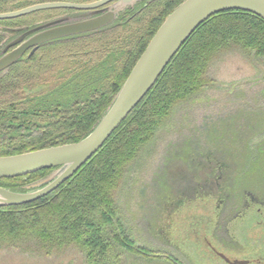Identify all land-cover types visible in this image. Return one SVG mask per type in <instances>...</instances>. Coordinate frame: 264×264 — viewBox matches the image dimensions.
Segmentation results:
<instances>
[{"label": "trees", "instance_id": "1", "mask_svg": "<svg viewBox=\"0 0 264 264\" xmlns=\"http://www.w3.org/2000/svg\"><path fill=\"white\" fill-rule=\"evenodd\" d=\"M48 1L0 0V14ZM30 18L0 21V26L25 25ZM161 24L148 39L138 36V41L133 26H128L90 39L43 45L33 56H24L0 74V157L85 139ZM5 38L0 32V43ZM231 48L264 63V20L244 11H229L199 26L148 96L69 181L31 204L0 208V247L32 244L40 254L52 256L75 246L84 253L86 264H121L124 254L153 263L177 264L168 251L137 246L122 220L117 191L131 163L151 144L175 108L208 85L212 61ZM254 117L247 137L232 142L239 143L240 149L229 144L206 154L210 165L207 177H201L203 167L192 175L198 186L199 178L207 184L214 181L221 198L228 190H235L241 200L250 197L255 204L264 205V144H253L264 135V114ZM227 166L230 175L225 171ZM53 171L1 179L0 186L23 191ZM229 195L228 199L236 197L233 192ZM171 198L169 207L174 205L172 194ZM155 236L164 241L165 233Z\"/></svg>", "mask_w": 264, "mask_h": 264}, {"label": "rangeland", "instance_id": "2", "mask_svg": "<svg viewBox=\"0 0 264 264\" xmlns=\"http://www.w3.org/2000/svg\"><path fill=\"white\" fill-rule=\"evenodd\" d=\"M207 78L208 85L175 108L129 166L117 191L122 220L137 246L168 251L181 264H225L209 244L233 261L264 264V205L250 197L241 200L235 190L221 198L214 181L199 178L198 186L192 179L200 167L201 177H207L210 151L229 144L240 149L232 142L246 138L254 115L264 114V63L231 48L212 61ZM261 143L264 135L253 141ZM232 192L236 197L228 199ZM171 194L174 205L169 207ZM243 210L245 218L236 220ZM162 231L164 241L155 236ZM120 258L121 264H166L125 254ZM0 264H86V259L75 246L45 256L24 244L0 247Z\"/></svg>", "mask_w": 264, "mask_h": 264}, {"label": "water", "instance_id": "3", "mask_svg": "<svg viewBox=\"0 0 264 264\" xmlns=\"http://www.w3.org/2000/svg\"><path fill=\"white\" fill-rule=\"evenodd\" d=\"M122 1L131 3V0ZM63 8H77V6H63L59 3L39 4L0 14V21L15 20L37 12ZM229 11H244L264 20V0H185L158 28L112 104L85 139L75 144L0 157V180L20 178L43 170H54L45 178L24 187L23 191H12L0 186V208L31 204L52 194L69 181L97 154L139 103L148 96L166 67L195 30L211 17ZM112 19L113 16L110 17V20ZM92 23V25L60 27L39 33L11 52L8 50L21 39L8 45L0 58V74L7 72L31 48L33 50L29 57L33 56L41 45L103 27L108 21L98 20ZM220 255L230 262L223 254ZM232 264H248V262L239 260Z\"/></svg>", "mask_w": 264, "mask_h": 264}, {"label": "flooded vegetation", "instance_id": "4", "mask_svg": "<svg viewBox=\"0 0 264 264\" xmlns=\"http://www.w3.org/2000/svg\"><path fill=\"white\" fill-rule=\"evenodd\" d=\"M184 1L185 0H131V3H124L122 0H49L48 2L42 4L59 3L63 6H77V8H63L37 12L28 15L31 16V18L25 25L16 27L0 26V32L6 35L4 42L0 43V58L3 56V51L8 45L17 42L20 39L21 41H18V43L11 47L8 52L13 51L21 44L30 41L39 33L72 25H92V22H96L98 20L108 21V23L103 27L91 29L77 35L57 39L44 45L53 44L56 42L63 43L76 39H90L100 34L106 35L116 31H121L128 26H133L134 38L136 41H138V36H141L142 38L147 37L148 39L151 36L153 30L159 24H161V22L164 23L169 15ZM35 5L39 4H32L29 6ZM12 6H15V4ZM111 16H113L112 20H110ZM25 35L26 37L23 38ZM40 47L37 50H39ZM32 50L33 48L29 49L24 56H29ZM249 207L250 206H246L248 209ZM245 214V210H243L237 213L236 217L234 218L236 220L237 218H245ZM227 231L229 235L231 230L228 228ZM209 247L212 253L217 255L225 264H232L233 262L238 261H233L223 254L230 260V262H228L222 258L220 255L222 253L218 252V250L211 244H209ZM240 261H245L249 264V261L247 260Z\"/></svg>", "mask_w": 264, "mask_h": 264}, {"label": "bare ground", "instance_id": "5", "mask_svg": "<svg viewBox=\"0 0 264 264\" xmlns=\"http://www.w3.org/2000/svg\"><path fill=\"white\" fill-rule=\"evenodd\" d=\"M148 6V5H147Z\"/></svg>", "mask_w": 264, "mask_h": 264}]
</instances>
